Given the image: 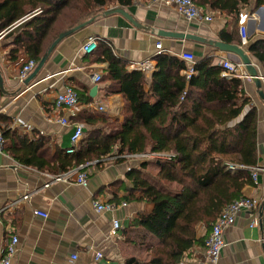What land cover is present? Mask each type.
Segmentation results:
<instances>
[{
  "label": "crops",
  "instance_id": "1",
  "mask_svg": "<svg viewBox=\"0 0 264 264\" xmlns=\"http://www.w3.org/2000/svg\"><path fill=\"white\" fill-rule=\"evenodd\" d=\"M152 1L134 0L130 6L106 4L101 12L81 23H87L84 27L55 46L27 85L17 80L25 55L14 62L8 61L6 55L13 44L11 39H4L5 32H0V129L7 128L18 135H27L33 141L43 137L48 142L49 154H53L58 148L66 150L70 146L73 129L60 125L58 121L61 118L82 124L84 131L90 128L84 121L88 114H103L115 126L122 123L125 108L123 96L108 94L106 88L109 82L102 81L97 85L91 82L94 74L104 78L106 73L107 63L97 61V57L102 59V56L99 58L100 50L90 56L80 54L81 45L90 36L102 40L114 54L125 60L128 71L140 72L134 67L136 62L152 59L157 70V55L168 54L182 60L179 57L182 52L192 54L195 63L213 57L214 65H219L221 60L232 65L241 64L235 54L203 43L162 37L159 32L190 34L206 41L222 42V32L230 34L235 27L239 39L238 28L246 25L247 46L241 47L240 41L239 45H227L239 46L246 51L258 73L260 90L264 94V63L248 52V45L264 39V5L259 6L263 7L262 11H257L259 7L252 11L244 8L238 16L201 7L213 19L208 24L198 25L186 22L175 9ZM113 8L124 10L136 25L119 14L104 15ZM55 37L51 31L45 41L47 50ZM159 42L162 49L157 54L155 44ZM187 64L188 68L181 70L179 75L189 79L196 72L193 64ZM189 69L193 70V74L188 77ZM152 74H142L146 80L145 90ZM239 79L244 96L250 102L230 125L240 122L251 108L256 110V167L264 169V101L258 96V89L251 78ZM66 87H71L81 96L78 106L70 111L57 109L54 105L56 94ZM93 87H96V91L90 97ZM87 97L91 100L88 103L85 100ZM98 106L103 111H98ZM130 156H109L89 164L84 171L88 178L86 187L54 182L42 188L48 182L49 174L19 164L6 151L0 154V257L10 235H15L18 245L12 264H123L125 258H140L143 253L148 258L144 247L156 244L155 238L140 227H132L131 222L137 213L151 212L152 206L124 200L130 188L125 174L143 161ZM252 183V186L243 188L242 196L260 200L259 224L250 228L247 216H239L236 223L223 233L225 246L218 264H264V171L258 172ZM26 192L32 193L29 201H20ZM94 202L115 205L125 202L126 206L118 207L114 212L98 213L93 208ZM36 210L46 213L47 217L35 215ZM113 219L119 221L120 229L116 237L110 238L108 233ZM198 232L200 236L205 234L201 227ZM202 248L194 247L184 260L185 264H189L195 252ZM96 253H100L102 258L97 260Z\"/></svg>",
  "mask_w": 264,
  "mask_h": 264
},
{
  "label": "trees",
  "instance_id": "2",
  "mask_svg": "<svg viewBox=\"0 0 264 264\" xmlns=\"http://www.w3.org/2000/svg\"><path fill=\"white\" fill-rule=\"evenodd\" d=\"M78 1L0 0V32L13 44L6 59L14 62L25 55L20 68L28 60L37 64L47 51L45 41L51 31L57 38L60 32L101 12L109 2L81 0L84 5L80 7ZM133 1L115 0L120 6ZM193 1L199 7L235 16L244 8L252 11L264 5V0H253V4L251 0ZM236 34L234 27L230 34L222 32L220 40L239 45ZM98 50L102 59L97 57V61L107 63L105 76H101V82L110 83L106 92L121 94L125 101L122 123L115 126L103 114H88L84 121L90 128L83 132L73 154L59 148L49 154L45 138L33 141L2 128L3 152L19 164L52 176L109 156L163 155L143 160L125 174L130 188L124 200L152 206L149 213H137L131 226L142 228L157 243L145 246L147 259L127 257L123 264H179L194 247L204 246L223 208L241 197L245 186L253 185L250 171H231L228 165L256 167V110L251 108L240 122L230 125L250 101L241 80L226 79V69L214 65L213 57L194 63L196 75L186 79L179 75L188 68L185 61L157 55V70L145 90L144 76L128 71L127 62L100 39ZM248 52L264 63V39L248 45ZM149 166L156 171L151 174ZM162 184H176L179 190L168 192ZM199 227L205 231L202 236Z\"/></svg>",
  "mask_w": 264,
  "mask_h": 264
},
{
  "label": "built area",
  "instance_id": "3",
  "mask_svg": "<svg viewBox=\"0 0 264 264\" xmlns=\"http://www.w3.org/2000/svg\"><path fill=\"white\" fill-rule=\"evenodd\" d=\"M153 3H162L166 7H170L176 10L178 15L183 18L188 23H196L198 25L208 24L212 21V16L206 13L201 7L197 6L193 0H153ZM27 18H24L26 20ZM239 34V41L241 47H246L248 44V32L246 25H240L238 28ZM98 42L99 39L94 36L88 37L85 42L80 47V54L84 56H90L96 52L98 49ZM162 45L161 43L155 44V50L157 54L161 53ZM179 57L189 64H194L195 59L194 56L190 53L182 52L179 54ZM219 65L226 69L224 75L227 78H248L250 77L244 71V67L242 64H228L225 61H220ZM36 63L33 60L26 61L23 66L20 68L17 80L19 82H23L35 69ZM136 70L142 72V74H152L155 72V62L152 59H147L144 61L136 62L134 64ZM193 74V70L189 69L188 77ZM91 82L94 85H97L101 82V75L94 74L91 77ZM79 104V98L75 90L71 87H66L63 92L56 94L54 98V105L57 109H64V110H73ZM92 107V105H89ZM98 111H103V108L98 106ZM58 123L62 126H70L73 129V132L70 136V146L66 149V154H73L79 145L83 132L84 127L82 124L74 121H70L66 118L59 119ZM3 145H4V138L2 130L0 129V154L3 153ZM152 156L156 158L163 157L162 155H132L130 158L136 159L140 158L142 160H149L153 159ZM118 158V157H117ZM87 165H81L76 167L72 170H69L60 175H48V182L43 185L42 188H47L51 183L54 182H66L70 184L79 185L81 187H86L88 178L86 173L82 170ZM228 170L235 171V170H248L250 171V175L253 181H255L258 172L264 171L263 168L257 167H245L243 165H228ZM37 191V190H36ZM32 193H24L22 197L19 199L20 201H29ZM19 200L17 202H19ZM16 202V203H17ZM126 203L123 202L119 205H115L114 203H100L94 202L93 208L96 212H114L118 207H125ZM2 210L0 209V215ZM34 214L40 216L42 218H46L47 214L41 211H34ZM259 214H260V200L255 198H248V197H239L233 200L230 204H228L213 225L211 226V230L205 239L204 246L202 250L196 251L193 258L189 261V264H218L219 258L222 249L224 248V239L223 233L226 229L232 227L236 220L241 215H246L249 219V227L254 228L257 227L259 224ZM1 225V222H0ZM120 229L119 221L113 219L111 221V228L108 233L110 238H114L117 236V232ZM18 245V238L15 235H10L8 241L4 245V250L0 257V264H12V258L16 254ZM102 258L100 253H96V259ZM75 260V257H72ZM179 264H185V261H181Z\"/></svg>",
  "mask_w": 264,
  "mask_h": 264
},
{
  "label": "water",
  "instance_id": "4",
  "mask_svg": "<svg viewBox=\"0 0 264 264\" xmlns=\"http://www.w3.org/2000/svg\"><path fill=\"white\" fill-rule=\"evenodd\" d=\"M262 9H263V7H259L257 9V11H262ZM110 14H119L122 17L126 18L133 25H136V23H134V21L131 19V17L127 13H125V11L122 10L121 8H113V9H110V10L104 12V15H110ZM86 24L87 23H83L79 26L74 27L71 30L60 33L58 35V37L50 45V47L47 50V53L44 55V57H42V59L40 60L38 65L35 67L33 72L23 81L24 84L27 85L37 75L39 70L42 68L47 56L53 51L55 46L63 38L74 33L75 31L79 30L80 28L84 27ZM159 35H161L162 37L175 38V39H181V40H190V41H194V42H198V43H203V44L210 45V46H212V47H214V48H216L222 52H229V53L235 54L239 58V60L241 61V64L245 68L246 73L251 78L252 82L256 85V87L258 89V96L264 101V94L260 90L261 81H260V78L258 76V73L255 70L254 66L252 65L246 51L243 50L241 47L235 46V45H227V44H224V43L219 42V41H206L205 39H202L198 36H194V35H190V34L159 32ZM0 88L2 89L1 77H0ZM95 91H96V87H93L90 91V97H92L94 95Z\"/></svg>",
  "mask_w": 264,
  "mask_h": 264
},
{
  "label": "rangeland",
  "instance_id": "5",
  "mask_svg": "<svg viewBox=\"0 0 264 264\" xmlns=\"http://www.w3.org/2000/svg\"><path fill=\"white\" fill-rule=\"evenodd\" d=\"M79 3L77 4L78 6H80V7H82L84 4H83V2L81 1V0H79L78 1ZM251 3L253 4V0H251ZM116 4V2H115V0H109V2H108V5L109 6H113V5H115ZM247 10H248V8H247ZM77 11L74 13V15L77 17ZM73 15V16H74ZM74 16V17H75ZM81 19H82V17H81ZM152 158L153 159H156V157L155 156H152ZM153 159H151V161H153ZM135 160H142V159H140V158H136ZM147 169H149L148 171L152 174V173H154L155 172V168L153 167V166H150V167H148ZM162 187L163 188H165L166 190H168V192H177L178 190H179V187L178 186H176V184H162ZM202 228V230H204L203 229V227H201ZM154 241H156L155 239H154ZM155 243H157V242H155ZM145 248V247H144ZM146 249V248H145ZM141 250H143V249H141ZM141 257V259H147V255H145V253H143V254H141L140 255Z\"/></svg>",
  "mask_w": 264,
  "mask_h": 264
}]
</instances>
